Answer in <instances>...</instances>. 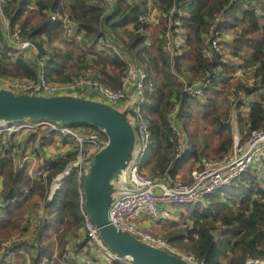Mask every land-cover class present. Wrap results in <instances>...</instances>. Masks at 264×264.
<instances>
[{
	"label": "trees",
	"instance_id": "obj_1",
	"mask_svg": "<svg viewBox=\"0 0 264 264\" xmlns=\"http://www.w3.org/2000/svg\"><path fill=\"white\" fill-rule=\"evenodd\" d=\"M154 1L164 14L174 6L183 14L175 15L181 21L180 27L186 31V47L178 56H171L165 50L162 40V34L167 30L165 19L155 35L156 44L150 47L145 44L144 36L137 31L148 24L138 20L143 9L142 5L133 4L134 1L127 3L121 0L110 5L106 0H4L3 14L10 20L11 29H19L21 37L36 46L38 57L34 63L23 56L12 59V50L6 43L10 40L0 26V74L37 79V66L42 65L49 82L67 83L92 72L94 78L118 89L126 73V64L117 55L97 52L95 45L100 38L108 39L132 59L135 56L143 62L152 60L153 71L140 65L146 69L148 81L154 89L149 96L146 113L151 122L152 145L142 171L148 168L153 175L169 173L179 177L186 165L192 167L202 160L217 161L230 151L233 138L230 124L226 122L229 105L221 110V98L225 103L226 98L232 95L239 109H247L240 120L250 133L264 129V13H258V9L264 12V4L253 0ZM56 12L69 17L84 32L81 44L67 41L62 25L50 21V14ZM222 13H225V18L220 28L227 36L225 43L229 52L224 56L214 54L209 60L204 55L205 40L215 19ZM129 23L133 24L132 30L126 29ZM154 47L157 54L152 57L147 51ZM75 50L78 54L73 56ZM184 62L188 65L185 66ZM182 67L193 72L195 77L200 75L203 78L200 82L210 81L204 89L205 103L201 98L186 94L185 85L174 81V71H182ZM240 68L251 70L248 83L235 78ZM153 74L156 77H152ZM158 75H163L161 81ZM177 103L179 110L175 119L187 142V148L180 157L179 137L169 117ZM196 105L204 109V125L209 126L214 146L209 142L194 143L193 134L187 137ZM69 125L76 129L83 127L85 133L98 132L106 141L105 135L94 126ZM63 159L59 157L56 160L49 179L62 171L67 162ZM0 176L5 179L2 193L5 206L0 207L1 251L2 241L17 232L23 235L26 231L39 202L36 198L46 197L47 185L33 183L27 173L16 172L3 150H0ZM261 183L264 185V163L234 181L231 189L224 188L207 197L208 204L188 205L183 209L185 212H176L177 218L184 219L183 228L169 241L197 263L248 264L252 261L253 264H264V188L260 187ZM47 208L43 221L35 226L38 231L34 237L6 244L7 251L12 250L13 254L20 252L16 255L17 260L0 264H18L19 260L26 264V256L31 260L29 264H41L44 258L53 257L55 248L57 256L53 264H79L68 257L66 249L68 241L75 237L83 238L86 234L75 176L66 178ZM31 242L37 244L32 245ZM22 249H26L25 252ZM97 259L96 256L95 261H99Z\"/></svg>",
	"mask_w": 264,
	"mask_h": 264
},
{
	"label": "built area",
	"instance_id": "obj_2",
	"mask_svg": "<svg viewBox=\"0 0 264 264\" xmlns=\"http://www.w3.org/2000/svg\"><path fill=\"white\" fill-rule=\"evenodd\" d=\"M110 5H113L115 0H106ZM135 1V0H132ZM238 0H233L236 2ZM4 0H0V19L3 20V30L7 38L14 44L15 54L21 56L26 52H31L36 49V46L29 40L21 37L20 30L11 29L10 20L3 14ZM154 0H143V12L139 14L138 20L142 23L152 24L154 15H160L158 10L154 7ZM175 8L168 13L170 17H174L178 12ZM50 20L57 21L64 28L65 39L69 42L82 43L84 39V32L78 29L75 24L69 20L67 16L61 13H51ZM225 13L218 16L205 40L204 55L207 59H212L214 54L221 56L229 52V47L225 43L227 36L221 32L220 23L224 21ZM178 29L183 33L184 28L177 24ZM145 38V44L151 46L150 36L144 35V29L140 28L138 31ZM179 33L168 30L166 33L165 50L171 56H178L182 53L186 44L181 36H176ZM12 38L17 40L13 41ZM97 52H104L109 55H117L126 64V73L122 78L121 86L118 89H113L105 85L99 78H94L92 72H87L84 76L73 79L67 83L49 82L44 72L40 73L37 79L28 80H13L6 81L0 75V83L7 82L8 89L16 94H32L38 93L43 96H58V95H74L78 97L101 100L119 110L128 108L130 119L133 126L136 128V133L139 141V149L136 159L129 168L124 192L116 198L109 209L108 217L110 222L116 227L132 234L137 239L151 244L155 247L167 250L175 255V251L167 242L161 241L150 235L147 231L140 229L139 223L148 219L152 223L163 222L173 214V208L177 205L206 203L207 197L213 195L217 191L231 186L234 181L241 179V177L251 169L261 167L264 163V129L254 130L253 135L246 142H235V148L225 158L212 161L202 160L199 168L191 173L190 182L183 181L179 177H173L169 173L164 175L147 174L142 171V164L147 158L149 150L152 145L151 122L147 118L144 107L152 93V84L148 81V73L143 66L138 65L135 60L128 57L120 48L112 44L108 39L100 38L95 45ZM256 67L253 68L254 71ZM251 70L240 68L235 73V78L243 79L245 82L250 81ZM183 79V78H181ZM185 85V93L192 97L204 98V89L207 87V82L190 83L183 79ZM1 88V87H0ZM85 93H89L91 97H86ZM179 103V102H178ZM175 104L169 117L171 126L179 137V150L183 151L187 148V142L183 136L182 130L175 119L179 104ZM36 128H44L47 130L46 137H50L53 132H58L64 136H70L78 144L79 150L77 156L67 163L62 171L57 173L52 180H49L51 168L49 160L51 158H42L41 169L35 172L30 169L27 174L31 181L42 182L47 185V192L44 201L46 206L42 210L36 209L34 217L29 219L31 227L38 226L43 221L47 204L52 202L57 196L60 188L65 183L68 176H75L78 185V194L80 200V211L84 218V229L86 242L85 245L78 252H74L73 248L76 240L80 241L83 238H77L71 243V248H68V255L79 264H95V248L100 252L97 258L98 264H136L131 258L119 257L114 254L109 247L103 242L96 225L91 220L85 208V194L83 176L87 171V166L93 157L106 145L107 140H103L97 135H83L81 128L76 129L66 123H58L51 121H22L20 126L14 123H4V127L0 128V145H11L13 154L15 156L20 148L16 146L11 139L25 130H32ZM41 134L38 135L40 138ZM8 142V143H7ZM21 152V150H20ZM181 156L180 154L178 155ZM21 161L16 162V168L22 169L29 161L34 160L31 156H24L20 154ZM54 161L56 160L53 158ZM20 166V167H19ZM3 187H0V207H4L2 200ZM88 239V241H87ZM32 245L37 243L31 242ZM81 244V243H79ZM91 248H90V247ZM57 256L56 249L53 257L47 259L42 264H48L47 261L54 262ZM185 260V259H184ZM187 261V260H186ZM191 264L197 263L192 259L188 261ZM253 262H249L252 264Z\"/></svg>",
	"mask_w": 264,
	"mask_h": 264
},
{
	"label": "water",
	"instance_id": "obj_3",
	"mask_svg": "<svg viewBox=\"0 0 264 264\" xmlns=\"http://www.w3.org/2000/svg\"><path fill=\"white\" fill-rule=\"evenodd\" d=\"M27 120L88 124L105 135L107 143L88 164L83 188L87 213L114 254L131 258L136 264H191L137 239L109 220V209L125 191L129 168L138 154V137L128 108L119 110L104 101L74 95L16 94L1 87L0 123Z\"/></svg>",
	"mask_w": 264,
	"mask_h": 264
},
{
	"label": "rangeland",
	"instance_id": "obj_4",
	"mask_svg": "<svg viewBox=\"0 0 264 264\" xmlns=\"http://www.w3.org/2000/svg\"><path fill=\"white\" fill-rule=\"evenodd\" d=\"M115 1H121V0H115ZM253 1L254 2L255 1H258L261 4H264V0H253ZM131 2H133V1L131 0ZM133 4H140V5H142V9H143V0H135L133 2ZM154 7L158 10L157 3H154ZM173 8H175L176 10H178L176 6L172 7L171 9H173ZM158 12H159L160 15H156V14L154 15V17L152 18L153 19L152 20V24L143 23V24H148V26L146 28H143V29H144V34L150 36V40L148 39V42H150V45L156 44L155 35L158 33V29H159L158 27H159L160 23L163 21V19H165L164 22H166V25H167V27H166L167 30H165V32L162 34V40H163L164 45L166 44V33H167L168 30H171V31H174V32H176V30H178L179 33H176L175 34V37L176 36H181L182 39L185 42V38H184V36L186 34L185 29L183 30V33H181V31L178 29V27H176L177 24H181L180 23L181 21L178 18H176L175 16L174 17H170L169 13L164 14L160 10H158ZM258 13H264V12H263L262 9H258ZM173 27H175V28H173ZM130 28L133 29L132 27H130ZM122 35L125 36L126 34H123L122 33ZM12 39H13V41L17 40L15 38H12ZM126 40L128 41L129 40V37H127ZM73 43H75V44H81V43H78L77 41H75ZM12 46H14V44ZM14 49L15 48L13 47L12 50H14ZM36 52H38L37 51V48L34 49L33 51L31 50L30 53L32 55H34ZM147 52H149V54H151L152 57L157 54V51H156L155 47L154 48H151V50L150 51H147ZM9 54H11V53H9ZM72 54H73V56H75L76 54H78L77 50L73 51ZM12 55L14 56L13 58L11 57L12 59H17L19 57V56H17L13 52H12ZM147 56H148V54H147ZM142 58L144 59L145 57H142ZM133 59L135 60V62L137 64L143 65L147 70L152 68V71H153V66L154 65L152 66V64H153L152 60H150V59L149 60H145L144 59L145 61L143 62L142 60H140V58H138V57L136 58L135 56L133 57ZM183 64L185 66L188 65L187 62H184ZM161 65L162 64H160V66ZM174 74H175L174 75L175 76L174 81L176 80L178 83H181L183 85H184L183 79L186 80V81H188V82H192V83L200 82V81L203 80V78L200 77V75L197 74V77H195V75L193 74V72L190 73L187 70H185L183 67H182V71H178L176 69L174 71ZM182 74H184V75H182ZM2 77L6 81H8V82H12L13 80L23 81V80H28L29 79V78H26V77H10V76L9 77L2 76ZM152 77H156V75L153 74ZM157 78L161 81L163 79V75H158ZM181 78H183V79H181ZM6 84H7V82H5L4 84L0 83V87H2V86L7 87ZM153 90H152V92H153ZM85 96L86 97H91V95L89 93H85ZM201 99L204 100V98H201ZM253 100H254V98H253ZM148 101H149V98H148ZM205 101L206 100H204L202 102L205 103ZM148 104L149 103H146V106L144 107L145 114L147 113V105ZM219 104L221 106V110L227 108V106L229 105L228 115H227L228 118H227L226 122L230 124L231 134H232V138H233V140H232L233 143H232L231 149L223 157V158H225L231 151L234 150V148H235V142L236 141H241V143L246 142L248 139H250L252 137L254 130L251 131V133H250V131H248V128L245 127V126H243V124H242V122H241L240 119L242 118V115H245L247 113V109L245 107H242V108L239 109L236 106V104L234 103L233 96L232 95L229 96V99L226 98L225 103H224V99L221 98ZM203 114H204V109L201 106L196 105V106L193 107V116L190 119V122L191 123L189 125V129H191V131H190L189 134H187V137L189 138L190 134H193V141H194V143H196V144L199 145L200 143L205 144L206 142H209V143H211L210 146H214L215 144L212 142L213 137H212V134L210 133L209 126L208 125L207 126L204 125V117H203ZM152 116H154V115H152ZM155 117H156V115H155ZM43 129L44 128H36V129H32V130H25L23 132H20L19 134H23V133H38V132H40V130L43 131ZM44 130H46V129H44ZM135 130H136V128H135ZM80 131H84V134L83 135H97V136H99L98 132L85 133V130L84 129H81ZM46 134H47V130H46V132L43 133V135L46 136ZM55 136H57V138H62V139H65V138L70 139L71 138L70 136H64L63 134H60V133L56 134ZM14 141H15V139L13 137L11 139V142H14ZM70 142H71L69 144V150H70L69 152L70 153L67 154V156H65L64 159H63V160H67L66 164L69 163L70 161H72V159H74L75 156H77V152L79 150V146H78L77 143H75L74 139H73V141L71 140ZM0 148H3V149H0V150H3L4 155L7 157L8 161L11 162V163L13 162V165L15 167V171L16 172H24V173H27L30 169H33L35 172H38L41 169V165L40 164L42 162V156L35 155L33 157L34 160L29 161L30 163H27L24 168L19 169V168H16V162L19 161V160L21 161V158H20L21 152H20V150H18L17 153H14L15 156L10 157V155L13 154L12 151L10 150L11 149V145H2L1 144L0 145ZM136 149H137V152H138V149H139V141L138 140L136 142L135 150ZM184 151L185 150L180 151L179 154L182 156V154L184 153ZM134 159H136L135 156H134ZM56 160H58V159H56ZM56 160H55V162H56ZM200 166L201 165H199L198 162L196 163V165L194 164V166H192V167H191V165L190 166L186 165L185 169L182 170V173H181L184 177H182V175H179V178H181L185 182H187V181L190 182V180H191V173L194 170H196L197 168H199ZM145 169L148 170V168H145ZM52 172H53V169L51 170L49 176L52 175ZM145 173L150 174V172H148V171L145 172ZM55 175L53 176V178L55 177ZM258 175L261 176L259 173H258ZM86 176H87V172H85V174L83 176V181H85ZM51 180L52 179H49L48 182H50ZM1 182H3V185H0V187H3L4 186L5 179L0 176V183ZM31 182H33V181H31ZM33 183L43 184L42 182H37V181L36 182H33ZM118 185L119 184H117L116 186L118 187ZM121 185H122V181L120 182V186ZM125 185H126V183L124 184V186ZM233 186H228L226 188L231 189ZM260 187L261 188H264L263 183L260 184ZM3 190H5L4 187H3ZM36 199L39 201L38 202V205L36 207L37 208L39 207L38 210L40 211V210H42L46 206V203L47 202L44 201V199H40V198H36ZM206 203L208 204L209 202L207 201ZM197 204H200V203H197ZM188 205L195 206L194 203L193 204H185V205H177L176 207L173 208V211H172L173 214H172L171 217H169V219L167 221L152 223V225L155 224V226L153 228H150V229H146V228H143V227L140 226L141 227L140 229H143V230L147 231L150 235H152L156 239L161 240V241H164V242H167L168 241L170 244L168 242H167V244L171 248L174 249L175 255L176 256H179V257H181V258H183V259H185L187 261H189V259H192V258L189 255H187L186 252H184L181 249H179V247L175 243L169 241V239L171 237L174 238L175 236L179 235V233L181 232V230L183 228L184 219L183 218L181 219L180 217L177 218V216L175 215V213L178 212V211H182L186 207H189ZM36 209H35V211H36ZM24 226H25V224H24ZM37 231H38V228L37 227H31L30 225H28L27 226V229L23 233V235H21L20 232H17L15 234H13L8 240L2 241L1 242L2 249L0 251V263H3V262H9L10 263L13 260H14L13 262H15V260H17L16 255L20 253L19 251H17L16 253L13 254L12 253V250L11 251L10 250L7 251L5 249L7 243L9 245H11L14 242L17 243L19 241H24L26 239L29 240L32 237H34V235H35V233H37ZM168 236H170V237H168ZM76 238L77 237H75L74 239H72L70 241L73 242V241L76 240ZM70 241L67 242L68 244L66 246V249L71 248ZM83 241L86 242V239L83 238V240H80V241L76 240V242L74 244L75 247L73 248V251L74 252H78L82 248V245H80L79 243L82 244ZM87 241H88V239H87ZM55 244H57V243H55ZM55 249L57 251V248H55ZM25 250L26 249H22L23 252H25ZM99 254H100V252L95 248V260H96V255L99 256ZM26 257H27L26 264H29L31 262V260L29 259L28 256H26ZM68 257H69V255H68ZM69 258L71 260H73V261L76 260V259L71 258V257H69ZM46 260L47 259H43L42 262H41V264L43 262H46ZM9 263H7V264H9ZM47 263L48 264H53L54 262L52 263L49 260V261H47ZM18 264H24V261L23 260H19V263ZM95 264H98V261H95Z\"/></svg>",
	"mask_w": 264,
	"mask_h": 264
},
{
	"label": "crops",
	"instance_id": "obj_5",
	"mask_svg": "<svg viewBox=\"0 0 264 264\" xmlns=\"http://www.w3.org/2000/svg\"><path fill=\"white\" fill-rule=\"evenodd\" d=\"M123 1L127 3L131 2V0H123ZM0 26L3 27L2 19H0ZM130 27L133 28V24H129L126 27V29L130 30L131 29ZM6 43L9 44L10 46L9 48H11L12 50L14 47L12 46L13 45L12 42L6 41ZM12 52L15 53V49L12 50ZM20 55L23 56L24 58H28V60L32 62H36L37 57H38L37 52L34 55H32L30 52H26ZM37 71H38V75L42 72H45L42 65L37 66ZM81 129H84V128L81 127ZM44 132H46V130L43 129V131L40 130V132L38 133L17 134L14 136V139H15L14 143L16 144L18 148H20L21 154H23L24 156H31V158H33L35 155H38V156H42V158L44 157L48 159L49 158L58 159L59 157L64 158L65 156H67V154L70 153L69 144L71 143L70 142L71 140L73 141L72 138L70 139L57 138V136L55 135L58 134V132H53L50 137H46L45 135H43ZM40 134L42 136H40L39 138L38 135ZM0 149H3V148H0ZM147 171H148L147 169H144V172H147ZM0 185H3V182H1ZM139 226L146 228V229H150V228H153L155 224L152 225L151 221H149L148 219H145L139 223Z\"/></svg>",
	"mask_w": 264,
	"mask_h": 264
},
{
	"label": "bare ground",
	"instance_id": "obj_6",
	"mask_svg": "<svg viewBox=\"0 0 264 264\" xmlns=\"http://www.w3.org/2000/svg\"><path fill=\"white\" fill-rule=\"evenodd\" d=\"M53 24H56L57 23V21H53V20H50ZM36 121H39V120H36ZM42 121H48V120H42ZM25 122H28V120L27 121H25ZM20 124H22V121H17L16 122V126H20ZM75 124H79V123H75ZM2 127H4V123H0V128H2ZM151 153V152H150ZM186 160V159H185ZM49 162H50V165H53L54 163H55V161H54V159H51V160H49ZM185 163V162H184ZM69 177V176H68ZM68 177H66V178H68ZM65 181H66V179H65ZM237 193V192H236ZM168 219H166L165 221H167Z\"/></svg>",
	"mask_w": 264,
	"mask_h": 264
}]
</instances>
